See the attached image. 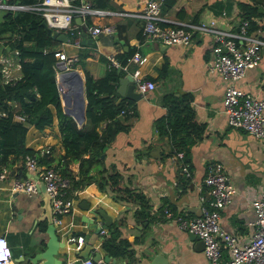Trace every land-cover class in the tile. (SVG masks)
<instances>
[{"label":"crops","instance_id":"crops-1","mask_svg":"<svg viewBox=\"0 0 264 264\" xmlns=\"http://www.w3.org/2000/svg\"><path fill=\"white\" fill-rule=\"evenodd\" d=\"M142 1L107 0L102 7L112 12L93 15L90 21L111 23L114 26L112 32L90 34L82 25H77V44L67 38V41H59L57 48L66 54H76L77 58L78 54L83 55V66L81 60L71 66L82 76L84 68L92 72L102 68L98 54L114 57L129 46H135L146 56L139 64L127 62L126 67L128 71L136 68L141 76L153 80L154 86L141 93L138 99H132L134 108L128 118L119 116L122 122L129 125L127 129L114 134L105 147L102 159L104 166L111 165L118 169L121 185L144 194L150 217L144 219L136 213L139 205L135 201L113 199L111 190L106 186L98 187L94 180L79 188L68 189V196L73 199L71 210L60 215L58 221L55 220V233L62 244L54 254L59 264H76L78 253L88 245L90 251L107 253L103 240L109 235L112 223L117 224L120 236L129 240V247L133 250L129 256L110 255L116 262L208 264L199 238L178 227L176 215L191 217L200 213L199 195L203 191L205 194L203 176L209 160L221 162L234 186L229 201L220 209V225L234 232L241 241L255 228L250 201L264 187V149L258 137L227 123L225 112L221 109L220 77L215 73L209 74L206 68L212 37L208 33L195 34L191 45L162 44L157 39L144 37L140 32V19L115 12L140 7ZM236 1L168 0L166 4H161L160 13L168 19L165 22L190 20L197 14V20L213 17L219 26L236 30L239 22ZM2 14L3 10L0 9V20ZM74 20L79 23L78 19ZM84 30L85 34L82 32ZM139 32L141 39L138 38ZM165 59L166 72L159 76V68ZM239 85L255 95L264 96V47L261 48L258 63L245 70ZM182 91L191 94L190 103L195 118L205 127L201 137L188 149L190 174L182 175L185 181L181 179L177 184L179 159L170 153L172 144L166 134L156 133L154 120L166 112L161 103V94ZM51 108L53 110V106ZM25 145L35 149L48 145L53 157L51 164L54 165L63 151L56 118L42 129L27 123ZM152 147H157L158 150H152V153H159L158 157L149 155ZM11 157L9 155L7 163L1 166L7 169L8 177L0 179V235L5 236L10 245L9 264H33L27 258L38 251L40 245L44 247L47 239L45 228H39L40 222L44 221L45 227L47 225L46 217H41L44 212L43 195L40 190L28 195L24 191L11 189L14 178H37L34 172L25 169L20 157ZM77 165V161L69 163L73 172L77 171ZM92 171L96 177V167ZM97 207L104 209L111 217L110 224L101 222L98 231L88 229L86 222L81 221L82 217H90L91 209ZM165 207H168L171 215L166 214ZM101 229L104 231L101 232ZM73 235L83 237L79 249L75 248V239L71 238ZM99 264L114 263L110 260L103 262L101 258Z\"/></svg>","mask_w":264,"mask_h":264},{"label":"built area","instance_id":"built-area-1","mask_svg":"<svg viewBox=\"0 0 264 264\" xmlns=\"http://www.w3.org/2000/svg\"><path fill=\"white\" fill-rule=\"evenodd\" d=\"M162 0H143L142 5L135 9H120L116 13L135 17L141 21V32L144 37L157 39L164 44L191 45L195 34L208 33L211 35L212 45L210 56L205 61L209 74H218L222 83L221 109L225 112L227 123L241 127L245 131L258 137L264 149V96L255 95L244 90L240 85L248 67L256 65L264 47L263 30L257 28L248 31V21L239 20L236 30L224 28L217 24L215 18L208 20H169L160 13ZM2 10H27L38 14L49 26L66 33L67 38L77 44V25L90 34L112 32L111 23H95L90 21L93 15L109 14L110 9L93 6L88 0L76 3L71 0H37L31 3L0 0ZM79 17V23L73 22ZM257 21L260 19L255 18ZM1 41V40H0ZM56 61L53 63L54 76L57 85L58 74L61 71L58 61L64 68H70L77 59L76 54H66L61 49L54 52ZM108 57V56H107ZM145 55L134 50L127 57L125 64L109 56V64L127 70V62L139 64ZM135 89L145 93L154 86L151 79L141 76L136 68L130 71ZM21 76L17 50L0 51V79L4 83H13ZM58 92L60 93L57 85ZM11 101L8 100L7 103ZM14 103V102H12ZM1 115H6L5 109H0ZM13 120L25 122L26 117L20 110L11 112ZM48 145L38 148L39 153L47 152ZM182 156V151L175 154ZM25 169L34 172L37 178H14L11 180L12 190H21L31 195L39 190L38 180H42L49 194L51 211L54 221L60 215L71 210L73 199L66 193L69 186L68 179L63 176L53 164L45 165L38 162L36 154H25L22 158ZM184 175L190 174L187 163L181 164ZM8 177L6 168H0V179ZM204 191L199 195L201 200L200 213L191 217L176 215V223L181 229L194 232L204 242L203 253L208 264H264V187L251 199L250 204L254 212V230L244 240L220 225V209L229 201L234 192V186L221 164L216 160H209L205 165L203 176ZM164 210L171 215L168 207ZM101 232L104 230L101 229ZM75 248L79 249L83 241L82 235H73ZM0 253H6L0 264H9L10 249L0 247ZM101 258L92 260L91 257L79 258L76 264H99Z\"/></svg>","mask_w":264,"mask_h":264},{"label":"trees","instance_id":"trees-1","mask_svg":"<svg viewBox=\"0 0 264 264\" xmlns=\"http://www.w3.org/2000/svg\"><path fill=\"white\" fill-rule=\"evenodd\" d=\"M10 1L31 3L37 0ZM88 1L98 7L106 5L107 2ZM166 1L168 0H162L161 4H166ZM236 6L239 20L248 21V31L260 28L264 37V0H238ZM196 16L197 14H194L190 20L197 21ZM41 20L42 17L32 11L18 9L3 10L0 20V51L17 50L21 71V76L13 83H4L0 79V109L6 110V115L0 114V168L7 163L9 155L12 156L11 159L19 157L22 159L25 154H36L39 163L51 164L53 157L50 148L47 152L39 153L38 149L26 146L25 133L27 123L42 129L50 125L55 117L63 151L54 166L68 179L66 193L68 194V189L79 188L94 180L98 187H108L113 199L138 203L136 213L144 219H149L150 213L144 194L121 185V174L118 169L111 165L104 166L100 157L114 134L127 129L129 125L122 122L119 116L128 118L134 108V100L124 97L117 100L113 93L118 77L124 74L125 70L109 64V58L100 54H98L102 66L100 70L92 72L83 69L85 121L78 126L73 117L62 110L55 81L52 65L56 61L54 52L59 49L57 48L59 41L46 33L40 25ZM73 22L76 21L73 19ZM136 49L135 46H129L128 49L116 53L114 57L120 64H125L127 57ZM82 56L78 54L74 63L81 60L83 66ZM166 68L165 59L159 68V76L165 74ZM8 100L11 102L7 103ZM190 101L191 94L188 91L164 92L161 94V103L165 106L166 112L154 120L156 133L166 134L172 144L170 153L182 151V156L178 157L177 184L181 179L185 181V178H182L184 173L181 171V164L187 163L191 169L189 146L201 137L205 127L203 122L195 118ZM14 109L25 114V122L12 119L11 112ZM71 161L78 163L76 172L69 167ZM95 167L96 177L92 174ZM39 228L41 230L45 228L44 221L39 223ZM109 231V235L103 240V247L107 253L111 256L131 255L133 250L129 247V240L120 236L116 223L110 225Z\"/></svg>","mask_w":264,"mask_h":264},{"label":"water","instance_id":"water-1","mask_svg":"<svg viewBox=\"0 0 264 264\" xmlns=\"http://www.w3.org/2000/svg\"><path fill=\"white\" fill-rule=\"evenodd\" d=\"M76 19H80L79 17H75ZM40 25L45 29L46 33L55 38L58 41H67V35L63 31H59L55 28H52L47 24V22L42 19L40 21ZM237 28V27H236ZM85 34V30L82 31ZM164 44V43H162ZM59 67L61 71L58 74L57 85L59 87L60 93L59 97L62 99V110L73 117L78 126H81L84 123V106H85V98H84V86H83V76L76 68H64V64L61 60L58 61ZM119 69V68H118ZM113 93L117 95V100L124 97L128 99H138L141 97V93L135 89V81L130 71L125 70L124 74L118 77ZM152 150H158L157 147H152L149 151V155L152 157H158L159 153L153 154ZM147 151H145L146 154ZM103 153L100 154L103 157ZM38 187L41 191L43 197L42 207L44 209L41 217H46L47 225L45 227V231L47 233V239L45 240L44 247L42 245L39 246V250L36 251L32 256H29L27 259L29 262L35 264H59L60 261L54 254L57 251V248L62 245L60 244L59 238L55 233V221L52 219V211L49 200V194L45 189L44 183L42 180H38ZM92 215L90 217H82L81 221L86 222L88 229L99 230L100 223H104L109 225L111 222V217L108 213L104 211V209L97 207L92 208ZM96 215L98 218H96ZM99 220V222H98ZM143 224V223H142ZM140 226V225H139ZM194 238L198 237L194 232L188 231ZM199 238V237H198ZM202 246L204 242L201 238H199ZM91 257L92 260H97L102 258L103 262L112 261L114 264H122L121 262H116L115 258L110 257L108 253L101 254L99 251L94 250L90 251V245H88L85 249L81 250L78 253V258H87ZM156 257V255L154 256Z\"/></svg>","mask_w":264,"mask_h":264},{"label":"clouds","instance_id":"clouds-1","mask_svg":"<svg viewBox=\"0 0 264 264\" xmlns=\"http://www.w3.org/2000/svg\"><path fill=\"white\" fill-rule=\"evenodd\" d=\"M62 104V103H61ZM4 247V248H9L10 249V245H9V243H8V241H7V239H6V237L5 236H3V235H0V247ZM10 252H11V249H10ZM6 253H0V259H3L4 258V255H5Z\"/></svg>","mask_w":264,"mask_h":264},{"label":"rangeland","instance_id":"rangeland-1","mask_svg":"<svg viewBox=\"0 0 264 264\" xmlns=\"http://www.w3.org/2000/svg\"><path fill=\"white\" fill-rule=\"evenodd\" d=\"M71 1L78 3V2H80L81 0H71ZM69 40H71V39H69ZM60 101H61V103H63L61 97H60ZM84 121H85V120H84Z\"/></svg>","mask_w":264,"mask_h":264}]
</instances>
